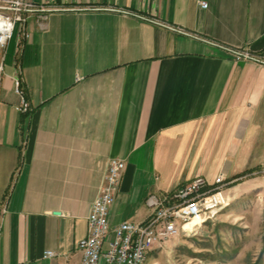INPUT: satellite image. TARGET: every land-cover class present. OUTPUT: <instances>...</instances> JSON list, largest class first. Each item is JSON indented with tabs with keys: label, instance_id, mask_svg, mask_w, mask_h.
Here are the masks:
<instances>
[{
	"label": "crops",
	"instance_id": "1",
	"mask_svg": "<svg viewBox=\"0 0 264 264\" xmlns=\"http://www.w3.org/2000/svg\"><path fill=\"white\" fill-rule=\"evenodd\" d=\"M31 1L1 54L0 264H81L113 158L111 227L198 177L264 182V0Z\"/></svg>",
	"mask_w": 264,
	"mask_h": 264
},
{
	"label": "built area",
	"instance_id": "2",
	"mask_svg": "<svg viewBox=\"0 0 264 264\" xmlns=\"http://www.w3.org/2000/svg\"><path fill=\"white\" fill-rule=\"evenodd\" d=\"M201 6L207 8L208 3L203 1ZM45 10L43 5L31 0H0V89L4 73V55L1 54L16 28L23 30L31 14ZM158 23L193 35L181 27ZM232 51L236 57L256 62L263 58L246 50ZM17 91L20 93L19 82ZM18 109L28 112L30 105L23 99ZM124 168L125 162L120 158H113L109 162L99 193L88 214V234L78 242L82 252L81 264H147L151 252L161 248L166 241L196 231L206 222L214 220L230 204V198L223 189L226 183L223 174L217 176L213 185L198 177L164 198L150 196L147 203L152 213L145 221H123L111 227L109 211L117 198ZM54 255L53 250L44 252L45 258Z\"/></svg>",
	"mask_w": 264,
	"mask_h": 264
},
{
	"label": "rangeland",
	"instance_id": "3",
	"mask_svg": "<svg viewBox=\"0 0 264 264\" xmlns=\"http://www.w3.org/2000/svg\"><path fill=\"white\" fill-rule=\"evenodd\" d=\"M249 181L228 190L226 179L230 204L196 231L166 241L147 264H264V182Z\"/></svg>",
	"mask_w": 264,
	"mask_h": 264
},
{
	"label": "trees",
	"instance_id": "4",
	"mask_svg": "<svg viewBox=\"0 0 264 264\" xmlns=\"http://www.w3.org/2000/svg\"><path fill=\"white\" fill-rule=\"evenodd\" d=\"M246 173H248V171H247V172H244V174H246ZM244 174H243V175H244Z\"/></svg>",
	"mask_w": 264,
	"mask_h": 264
}]
</instances>
